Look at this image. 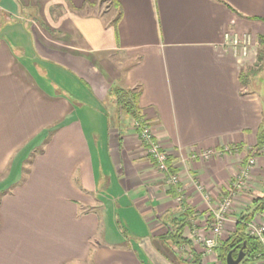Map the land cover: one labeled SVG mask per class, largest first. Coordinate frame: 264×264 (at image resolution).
<instances>
[{"label":"crops","instance_id":"0c3cea01","mask_svg":"<svg viewBox=\"0 0 264 264\" xmlns=\"http://www.w3.org/2000/svg\"><path fill=\"white\" fill-rule=\"evenodd\" d=\"M226 33L264 39V0H0V264H221L220 243L264 196L263 153L213 251L190 237L207 234L204 194H226L264 121L239 80L255 46L238 57ZM114 87L141 90L176 185ZM177 226L184 244L167 239Z\"/></svg>","mask_w":264,"mask_h":264},{"label":"built area","instance_id":"2783aa9c","mask_svg":"<svg viewBox=\"0 0 264 264\" xmlns=\"http://www.w3.org/2000/svg\"><path fill=\"white\" fill-rule=\"evenodd\" d=\"M225 45L232 51V53L238 57H246L250 50L255 46L251 36L247 34L226 33L224 35ZM144 120V119H143ZM143 125L139 126V122H132L134 129L140 130L137 133V137L146 150V154L150 157L156 166V169L166 178V181L170 185H176L178 182V176L175 173H171L167 164V155L161 149L160 145L154 141L151 129L145 121ZM264 153V147L259 149ZM223 152L231 154L233 149L225 147ZM220 151L207 150L197 151L191 154V158H198L201 160H208L214 155H219ZM256 163L255 154L249 156L240 168L238 174L234 177L230 184L226 194L219 199H213L211 201L210 195L205 193L204 199L209 202V216L211 217V223L207 234L203 236L198 231L192 233V239L195 243L201 244L205 249V252L211 253L213 249L218 245V241L222 236L227 222V215L232 211L235 199L243 192L247 187L250 180L251 170ZM203 187L199 186L198 191H203ZM180 199V197H179ZM211 201V202H210ZM246 234L249 237L255 239L261 246V256L259 258L260 264H264V213L255 214L250 221L245 224Z\"/></svg>","mask_w":264,"mask_h":264},{"label":"trees","instance_id":"16d2710c","mask_svg":"<svg viewBox=\"0 0 264 264\" xmlns=\"http://www.w3.org/2000/svg\"><path fill=\"white\" fill-rule=\"evenodd\" d=\"M118 6V5H117ZM120 12H118L116 18L114 19V24L117 22L119 18ZM259 44H264V39L259 40ZM263 54L260 52L257 56V61L260 62L263 60ZM253 71L250 67H243L240 71L239 80L242 87H246L249 83V77L253 75ZM110 94L114 96V99L117 104V109L125 118L130 119L132 122H139V126L143 125V115L139 106V98L141 94V90L138 89H120L114 87L111 89ZM137 133L140 132L138 128L135 129ZM264 147V121L260 124L256 133V148L261 149ZM169 171L171 173H175L169 167ZM264 212V196L255 199L252 202V206L250 209H247L245 213L240 214L235 220V230L234 232L227 237V239L220 243V253L218 258L221 264H225V257L229 251H232L233 258H236L238 251L242 250L244 253V258L241 261V264H253L257 261L261 256V246L259 243L249 237L246 234L245 224L252 219V217L257 213ZM183 227L177 226L175 227L174 233H166L167 239L176 244H184L186 243V239L182 237Z\"/></svg>","mask_w":264,"mask_h":264},{"label":"rangeland","instance_id":"374dc122","mask_svg":"<svg viewBox=\"0 0 264 264\" xmlns=\"http://www.w3.org/2000/svg\"><path fill=\"white\" fill-rule=\"evenodd\" d=\"M253 43H254V41H253ZM260 52L263 54V57H264V44L261 45V44L258 43V40H256V43H255V61L252 62V64H246L244 67H250L252 69V71L254 72L253 75H251L249 77V81L251 82V87L250 88L253 89V90H256L257 92H259L261 94V96H262L261 99H262V106H263V114H264V58L260 62H258L256 60L257 56H258V53H260ZM228 147L231 149L230 146H228ZM224 148L220 150V155L221 154H226L225 152H223ZM232 149L234 150L233 147H232ZM253 154H255V158H256V156L262 155L263 153L260 152L259 149L255 148V151H254ZM246 160H247V158H246ZM234 206H235V203H234ZM234 206H233V208H234ZM233 208L231 210H233ZM116 216H117V214H116ZM118 218L120 219V220H118L119 227L122 230H124L127 227V225H126L125 221L122 220L121 217L118 216ZM224 231H225V228L222 231V235H223ZM201 235L203 236L204 233L201 232ZM190 237L192 238V233L190 234Z\"/></svg>","mask_w":264,"mask_h":264},{"label":"water","instance_id":"95a60500","mask_svg":"<svg viewBox=\"0 0 264 264\" xmlns=\"http://www.w3.org/2000/svg\"><path fill=\"white\" fill-rule=\"evenodd\" d=\"M244 258V253L242 250L238 251L236 258H233L232 251H229L225 257V264H240Z\"/></svg>","mask_w":264,"mask_h":264}]
</instances>
